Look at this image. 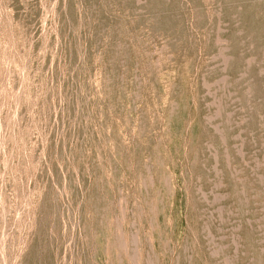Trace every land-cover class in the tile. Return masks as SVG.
<instances>
[{"label": "rangeland", "instance_id": "374dc122", "mask_svg": "<svg viewBox=\"0 0 264 264\" xmlns=\"http://www.w3.org/2000/svg\"><path fill=\"white\" fill-rule=\"evenodd\" d=\"M242 1L241 0L238 1L237 0H166V1L165 0H77V1L76 0L75 1L74 0H55V1L54 0H48V1L47 0H0V20L2 19L0 21V46H1L0 47V143H1L0 156H2L0 158V221H1L0 222V264H25V263L28 264L29 261H32L29 262V264H34L35 262H36L35 264H86V262L87 264H130V263L133 264L132 262H135L134 264H151L152 262H153L152 264H264V196H263L264 195L263 193L264 192L263 189L264 188V157H263L264 156V106H263L264 105V100H263L264 99V87H263L264 62H262L264 61V59L262 58L264 57V28H263L264 0H242ZM239 2L240 3L242 2L241 3L242 5H240ZM165 3H168L167 6L165 5ZM243 3L245 5H243ZM119 4H121V7H119L120 6ZM179 5L181 6V8H178L180 7ZM212 5L216 7L214 8V6ZM84 6L86 8H84ZM226 6L227 8H225ZM261 6L263 7L261 8ZM251 7H252V12L250 11L251 9H249ZM110 8L112 13L110 12ZM237 8H239L238 10H240V13L239 11H237ZM66 9L68 12L66 11ZM166 9L167 10L170 9V10L167 11ZM245 9L246 11H244ZM258 9L260 11H258ZM75 10H77V13ZM215 10L217 12H215ZM123 12H125V14ZM225 12H226V16L224 14ZM258 13H260L261 15ZM206 17L211 19H207ZM244 18H246V20ZM99 19L101 21H99ZM65 20L67 22H65ZM125 21L127 25L125 24ZM243 22L245 24H243ZM258 23L262 25L259 26ZM53 24L56 27L53 26ZM107 24H109L110 26ZM140 25H142L141 27L144 30L140 27ZM48 27H50L51 29ZM119 27H122V29ZM130 27L131 29L134 27V31L133 29L131 30ZM258 28H259V32L261 33H258ZM109 29L110 32L108 31ZM169 29L171 31H169ZM256 29H257V33H256ZM54 30L57 32H54ZM27 31L29 32L27 33ZM118 32L119 35L121 34L120 36H118ZM76 35L78 36V38ZM226 35L228 36L226 37ZM232 36L233 38L231 40ZM111 37L113 42L111 41ZM254 37L257 38L255 39ZM137 38L139 39L137 40ZM156 38L158 39V41ZM177 38L179 39L177 40ZM65 40L68 42H66ZM53 41L55 42L53 43ZM218 41H220V43ZM178 42H180V44ZM62 43L67 45L64 46V44ZM141 43H143L142 44L143 46L140 45ZM184 46H186V48ZM187 47L189 49H187ZM107 48L109 51L107 50ZM222 49H225L224 52ZM131 50L132 52H130ZM178 50L180 52H178ZM1 51L3 53H1ZM72 53H74L75 55H73ZM86 53L88 55H86ZM144 53L146 54L144 55ZM116 54H117V59H116ZM127 54H129V56ZM220 54L223 55V57L226 56V59H222V56H220ZM41 55L42 57H40ZM120 55H122L123 57ZM37 56L39 58H37ZM87 56H89L90 58ZM68 57L70 60L68 59ZM147 57L149 58L148 61H147ZM159 57L162 59H160ZM30 59L31 61L32 60L33 61L30 62ZM106 59H109V62ZM113 59L115 61H113ZM224 60L225 61L228 60L226 61V65L224 63ZM68 61H70L69 64ZM56 62L58 63L56 64ZM101 62H103V64ZM139 62L141 63L140 66H139ZM148 62H150L151 65ZM259 62L260 64H258ZM160 64L162 65V67ZM84 65L85 66L88 65V66L85 67ZM155 65L158 66V68ZM260 65L263 66L260 67ZM239 66L240 68H238ZM44 69L46 70L44 71ZM74 71L75 74H73ZM137 73L139 74L137 75ZM149 73L152 75H150ZM53 74L54 77L52 76ZM250 75L252 76V78ZM11 76L14 77L10 78ZM261 77L262 79H260ZM146 78L148 81L146 80ZM128 79H130L132 82L129 81ZM140 79L142 82L140 81ZM73 82L75 83L73 84ZM174 83L175 86L173 85ZM40 85L42 89L39 88ZM122 85H124L125 87ZM250 85L253 89L249 90V88H251ZM88 86L90 87L88 88ZM173 86L175 88H173ZM121 88L123 89V91ZM54 89H56V91H54ZM8 90L11 93L8 92ZM110 91L112 92L110 93ZM92 92H94V95L96 97L93 95ZM88 93L90 95H88ZM127 95L130 96L128 97ZM135 95H137V98L135 97ZM87 96L89 97V99ZM98 96L99 98H97ZM57 97L59 99L55 100L57 99ZM82 97L83 99H81ZM227 103H229L230 105ZM81 104L84 105L82 106ZM93 104H95L96 106ZM249 108L251 109L248 110ZM98 109L100 111H98ZM111 110L113 113L111 112ZM203 110L206 112V114ZM220 110L222 113H220ZM226 114H228V117ZM25 115L27 116L25 117ZM111 116L114 119H112ZM99 117L103 118L104 120L103 119L101 120V118ZM221 117L223 118V120ZM29 118L31 119L29 120ZM245 119L246 121H244ZM75 122L77 126H75ZM250 125L253 127H251ZM119 127L121 128V130ZM213 127L215 128V130L218 131H215ZM110 128H112V131ZM113 128L116 129L114 130ZM94 129L97 131H95ZM224 129L225 130L228 129L227 130L228 134ZM238 135L240 139L239 137L236 138ZM84 136L86 138H84ZM87 138L88 139L91 138V139L88 140ZM221 138L222 140H220ZM102 139L103 141H101ZM60 140L62 142H60ZM85 140L88 141L86 142ZM217 141H220L219 143L222 144H219ZM224 141L225 144H223ZM35 142H37V144ZM103 142L105 145L103 144ZM97 144L100 146L101 149ZM153 145L154 147H152ZM101 146H103V148ZM66 147L68 150L66 149ZM47 148L49 149V151ZM99 152H100V156H99ZM214 154L215 156H213ZM227 154H229V156H227ZM215 157L217 161H215ZM162 161H164V163ZM227 161L229 162V165L228 163H226ZM58 165L60 167H58ZM82 167H84L85 169L84 168L82 169ZM43 171L45 172L43 173ZM56 172L59 173L57 174ZM89 172L92 173L90 174ZM40 173L42 177L40 176ZM107 173H109L110 175H108ZM65 174L68 175L65 176ZM138 174L140 175V178ZM115 176L116 178H113ZM168 177H170V179ZM94 179L98 181L96 182ZM80 180L83 181L84 183L80 182ZM49 181L51 182L49 183ZM101 185L102 186L104 185L103 188ZM6 186L11 190H9ZM232 187L234 191H232ZM242 187L244 190L242 189ZM261 189L263 190L261 191ZM50 191L52 192L50 193ZM242 191L244 195L242 194ZM104 193L105 195H103ZM146 193L148 197L146 196ZM97 196L99 197L97 198ZM151 200L152 202L149 203V201ZM85 201L86 203H84ZM135 202L137 203V205H135L136 204ZM163 205H165V207H163ZM234 205L238 207L236 208ZM104 206L105 207L109 206V209L108 207L103 209ZM114 208L117 209L115 210ZM50 209L52 210V212ZM126 210L128 213L126 212ZM30 214L32 217L30 216ZM35 214L37 215V218ZM150 215H152L153 217H151ZM128 217L130 218L128 219ZM36 220H38L37 221L38 223L36 222ZM111 222L113 223L111 224ZM117 222L120 226L117 224ZM124 222L126 224H124ZM27 223H29L30 225ZM19 224H22L23 226ZM82 224L84 225L82 226ZM150 225L152 226V228H150L151 227ZM44 226L45 227L47 226L46 227L47 229L44 228ZM59 226L62 227L60 228ZM110 226L112 227V229ZM113 226L115 227L113 228ZM167 226H169L170 228ZM107 227L110 228L107 229ZM35 229L37 231H35ZM103 230L105 231V233ZM96 231H99V233ZM65 232L67 233L65 234ZM106 233L108 234L106 235ZM129 234L131 236H129ZM93 235L94 237L92 238ZM132 235L133 237H136L134 238V240ZM62 238L66 242H64ZM94 239L95 241H93ZM42 241L43 243H41ZM25 244L28 245L29 248ZM115 244L117 245V248L115 247ZM120 244L123 246L122 251L120 250L122 248ZM52 246H53V250H52ZM34 249H36V251ZM32 250H33V255H32ZM92 250L95 252H93ZM159 250L162 252H160ZM118 253H120V255ZM28 254L29 255L31 254L32 256L31 255L28 256ZM90 255L92 258L93 256H95V258L90 259L91 258ZM135 255L136 257H134ZM128 256L131 258V260ZM77 258L79 259L77 260ZM88 260L89 261L93 260V261L92 263L91 262L89 263Z\"/></svg>", "mask_w": 264, "mask_h": 264}, {"label": "bare ground", "instance_id": "6f19581e", "mask_svg": "<svg viewBox=\"0 0 264 264\" xmlns=\"http://www.w3.org/2000/svg\"><path fill=\"white\" fill-rule=\"evenodd\" d=\"M47 1H48V0H47ZM54 1H55V0H54ZM74 1H75V0H74ZM76 1H77V0H76ZM165 1H166V0H165ZM237 1H238V0H237ZM241 1H242V0H241ZM87 2H88V1H87ZM138 2H139V1H138ZM167 2H168V1H167ZM178 2H179V1H178ZM217 2H218V1H217ZM242 2H245V1H242ZM242 2H241V3H242ZM247 2H248V1H247ZM66 3H67V1H66ZM66 3H65V4H66ZM75 3H76V2H75ZM81 3H82V1H81ZM102 3H103V2H102ZM227 3H228V2H227ZM239 3H240V2H239ZM241 3H240V5H242ZM47 4H48V3H47ZM84 4H85V3H84ZM108 4H109V3H108ZM113 4H114V3H113ZM167 4H168V3H165L166 6H167ZM180 4H181V2H180ZM225 4H226V3H225ZM119 5H120L119 7H121V4H119ZM147 5H148V4H147ZM235 5H236V4H235ZM237 5H238V4H237ZM243 5H245V4L243 3ZM247 5H248V4H247ZM71 6H73V5H71ZM166 6H165V7H166ZM179 6H180V5H179ZM212 6H214V5H212ZM221 6H222V5H221ZM259 6H260V5H259ZM263 6H264V5H263ZM263 6H261V8H262ZM66 7H67V6H66ZM104 7H105V6H104ZM106 7H107V6H106ZM136 7H137V6H136ZM170 7H171V6H170ZM209 7H210V6H209ZM215 7H216V6H214V8H215ZM257 7H258V6H257ZM80 8H81V7H80ZM84 8H86V7L84 6ZM90 8H91V7H90ZM138 8H139V7H138ZM168 8H169V7H168ZM178 8H181V6L178 7ZM223 8H224V7H223ZM225 8H227V6H226ZM228 8H229V7H228ZM231 8H232V7H231ZM234 8H235V7H234ZM244 8H245V7H244ZM82 9H83V7H82ZM82 9H81V10H82ZM88 9H89V8H88ZM98 9H99V8H98ZM102 9H104V8H102ZM112 9H113V8H112ZM129 9H130V8H129ZM174 9H175V8H174ZM219 9H220V8H219ZM235 9H236V8H235ZM238 9H239V8H237V11H239V13H240V10H238ZM249 9H251L250 11L252 12V7L249 8ZM249 9H248V11H249ZM58 10H59V8H58ZM84 10H85V9H84ZM122 10H123V8H122ZM131 10H132V9H131ZM166 10H167V9H166ZM169 10H170V9H168L167 11H169ZM179 10H180V9H179ZM207 10H208V9H207ZM209 10H210V8H209ZM228 10H230V9H228ZM63 11H64V10H63ZM66 11H67V9H66ZM71 11H72V10H71ZM75 11H76V13H77V10H75ZM78 11H80V10H78ZM87 11H88V10H87ZM95 11H96V10H95ZM99 11H100V10H99ZM105 11H106V10H105ZM117 11H118V10H117ZM244 11H246V9H245ZM258 11H260V10L258 9ZM57 12H58V11H57ZM67 12H68V11H67ZM69 12H70V11H69ZM89 12H90V11H89ZM110 12H111V8H110ZM204 12H206V11H204ZM215 12H217V11L215 10ZM63 13H64V12H63ZM63 13H61V14H63ZM83 13H84V12H83ZM83 13H82V14H83ZM100 13H101V12H100ZM108 13H109V12H108ZM111 13H112V12H111ZM123 13L125 14V12H123ZM180 13H181V12H180ZM182 13H183V12H182ZM229 13H230V12H229ZM235 13H236V12H235ZM237 13H238V12H237ZM246 13H247V12H246ZM246 13H245V14H246ZM248 13H249V12H248ZM71 14H72V13H71ZM102 14H103V13H102ZM224 14H225V16H226V12H225ZM242 14H243V13H242ZM251 14H252V13H251ZM258 14H260V13H258ZM72 15H73V14H72ZM85 15H86V14H85ZM85 15H84V16H85ZM93 15H95V14H93ZM112 15H113V14H112ZM114 15H115V13H114ZM138 15H139V14H138ZM138 15H137V16H138ZM140 15H142V14H140ZM167 15H168V14H167ZM208 15H209V14H208ZM260 15H261V14H260ZM60 16H61V15H60ZM73 16H74V15H73ZM118 16H119V15H118ZM123 16H124V15H123ZM131 16H132V15H131ZM134 16H135V15H134ZM173 16H174V15H173ZM175 16H177V15H175ZM212 16H213V15H212ZM239 16H240V15H239ZM1 17H2V16H1ZM10 17H11V16H10ZM70 17H71V16H70ZM87 17H88V15H87ZM95 17H96V16H95ZM112 17H113V16H112ZM119 17H120V16H119ZM167 17H168V16H167ZM178 17H179V16H178ZM217 17H218V16H217ZM223 17H224V16H223ZM243 17H244V16H243ZM250 17H251V15H250ZM250 17H249V18H250ZM90 18H91V17H90ZM96 18H97V17H96ZM99 18H100V16H99ZM103 18H105V17H103ZM113 18H114V17H113ZM148 18H149V17H148ZM206 18H207V17H206ZM228 18H229V17H228ZM231 18H232V17H231ZM65 19H66V17H65ZM77 19H78V18H77ZM101 19H102V18H101ZM138 19H139V18H138ZM207 19H211V18H207ZM214 19H215V18H214ZM216 19H217V18H216ZM235 19H236V18H235ZM235 19H233V20H235ZM244 19L246 20V18H244ZM259 19H260V18H259ZM1 20H2V19H1ZM1 20H0V21H1ZM49 20H50V18H49ZM51 20H52V19H51ZM143 20H144V18H143ZM146 20H149V19H146ZM151 20H152V18H151ZM177 20H178V19H177ZM224 20H225V18H224ZM248 20H249V19H248ZM256 20H257V19H256ZM15 21H16V20H15ZM52 21H53V20H52ZM58 21H59V18H58ZM71 21H72V20H71ZM91 21H92V20H91ZM99 21H101V20L99 19ZM156 21H157V20H156ZM168 21H170V20H168ZM211 21H212V20H211ZM250 21H251V20H250ZM65 22H67V21L65 20ZM65 22H64V23H65ZM87 22H88V21H87ZM97 22H98V21H97ZM152 22H153V21H152ZM209 22H210V21H209ZM244 22H245V21H244ZM244 22H243V24H245ZM257 22H258V21H257ZM49 23H50V22H49ZM120 23H122V22H120ZM134 23H135V22H134ZM157 23H158V22H157ZM160 23H161V22H160ZM160 23H159V24H160ZM162 23H163V22H162ZM212 23H213V22H212ZM234 23H235V22H234ZM247 23H249V22H247ZM261 23H263V22H261ZM29 24H32V23H29ZM100 24H101V23H100ZM113 24H114V23H113ZM125 24H126V21H125ZM146 24H147V23H146ZM213 24H214V23H213ZM237 24H238V23H237ZM258 24H259V23H258ZM58 25H60V24H58ZM74 25H75V23H74ZM85 25H86V23H85ZM91 25H92V24H91ZM98 25H99V24H98ZM107 25H109V24H107ZM122 25H123V24H122ZM126 25H127V24H126ZM128 25H129V24H128ZM135 25H136V24H135ZM231 25H232V24H231ZM256 25H257V24H256ZM256 25H254V26H256ZM261 25H262V24H261ZM261 25L259 24V26H261ZM1 26H2V25H1ZM7 26H8V24H7ZM14 26H15V25H14ZM17 26H18V25H17ZM20 26H21V24H20ZM28 26H29V25H28ZM28 26H26V27H28ZM47 26H48V25H47ZM47 26H46V27H47ZM51 26H52V25H51ZM53 26H55V25L53 24ZM66 26H68V25H66ZM66 26H65V28H66ZM92 26H93V25H92ZM109 26H110V25H109ZM133 26H134V25H133ZM141 26H142V25H140V27H141ZM151 26H152V25H151ZM153 26H154V25H153ZM157 26H158V25H157ZM168 26H169V25H168ZM233 26H234V25H233ZM241 26H242V25H241ZM5 27H6V26H5ZM55 27H56V26H55ZM62 27H63V26H62ZM77 27H78V26H77ZM97 27H98V26H97ZM97 27H96V28H97ZM115 27H116V26H115ZM251 27H252V26H251ZM9 28H10V27H9ZM17 28H18V27H17ZM48 28H50V27H48ZM85 28H86V27H85ZM98 28H99V27H98ZM109 28H110V27H109ZM119 28L122 29V27H119ZM126 28H127V27H126ZM137 28H138V27H137ZM141 28H142V27H141ZM150 28H153V27H150ZM157 28H158V27H157ZM172 28H173V27H172ZM263 28H264V26H263ZM27 29H28V28H27ZM50 29H51V28H50ZM50 29H49V30H50ZM55 29H56V28H55ZM82 29H83V28H82ZM100 29H101V28H100ZM100 29H99V31H100ZM123 29H125V28H123ZM130 29H131V27H130ZM130 29H129V30H130ZM132 29H133V31H134V27H133ZM132 29H131V30H132ZM142 29H143V28H142ZM159 29H160V28H159ZM163 29H164V27H163ZM236 29H237V28H236ZM251 29H252V28H251ZM24 30H25V28H24ZM63 30H64V29H63ZM75 30H76V29H75ZM114 30H116V29H114ZM137 30H138V29H137ZM139 30H140V29H139ZM143 30H144V29H143ZM150 30H151V29H150ZM185 30H187V29H185ZM252 30H253V29H252ZM252 30H251V32H252ZM5 31H6V30H5ZM44 31H45V30H44ZM65 31H66V30H65ZM71 31H72V30H71ZM73 31H74V30H73ZM77 31H78V29H77ZM84 31H85V30H84ZM86 31H87V30H86ZM94 31H95V30H94ZM99 31H98V32H99ZM108 31L110 32V29H109ZM127 31H128V30H127ZM147 31H148V29H147ZM151 31H152V30H151ZM160 31H162V30H160ZM169 31H171V30L169 29ZM23 32H24V31H23ZM28 32H29V31H27V33H28ZM32 32H33V31H32ZM54 32H57V31L54 30ZM143 32H144V31H143ZM154 32H155V31H154ZM185 32H186V31H185ZM235 32H236V31H235ZM242 32H243V31H242ZM254 32H255V31H254ZM3 33H4V32H3ZM46 33H47V32H46ZM68 33H69V32H68ZM77 33H78V32H77ZM101 33H102V32H101ZM101 33H100V34H101ZM106 33H107V32H106ZM120 33H121V31H120ZM139 33H140V31H139ZM148 33H149V32H148ZM155 33H156V32H155ZM161 33H162V32H161ZM226 33H227V32H226ZM229 33H230V32H229ZM238 33H239V32H238ZM256 33H257V29H256ZM258 33H261V32H259V28H258ZM9 34H10V33H9ZM9 34H8V36H9ZM29 34H30V33H29ZM59 34H60V33H59ZM63 34H64V33H63ZM65 34H66V32H65ZM65 34H64V35H65ZM96 34H97V33H96ZM112 34H113V33H112ZM127 34H129V33H127ZM142 34H143V33H142ZM173 34H174V33H173ZM181 34H182V33H181ZM189 34H190V33H189ZM215 34H216V33H215ZM220 34H223V33H220ZM235 34H236V33H235ZM249 34H250V33H249ZM254 34H255V33H254ZM22 35H24V34H22ZM54 35H55V34H54ZM61 35H62V34H61ZM83 35H84V33H83ZM103 35H104V34H103ZM109 35H110V34H109ZM120 35H121V34H120ZM120 35H119V32H118V36H120ZM130 35H131V34H130ZM132 35H134V34H132ZM138 35H139V34H138ZM140 35H141V34H140ZM145 35H146V34H145ZM166 35H167V34H166ZM6 36H7V35H6ZM15 36H16V35H15ZM17 36H18V35H17ZM32 36H33V35H32ZM76 36H77V35H76ZM86 36H87V35H86ZM94 36H95V35H94ZM105 36H106V34H105ZM148 36H149V35H148ZM155 36H156V34H155ZM161 36H164V35H161ZM186 36H187V35H186ZM227 36H228V35H226V37H227ZM257 36H259V35H257ZM260 36H261V35H260ZM3 37H5V36H3ZM13 37H14V36H13ZM18 37H19V36H18ZM18 37H17V38H18ZM27 37H28V36H27ZM47 37H48V36H47ZM63 37H64V36H63ZM89 37H90V36H89ZM91 37H92V36H91ZM129 37H131V36H129ZM150 37H151V36H150ZM157 37H158V36H157ZM175 37H177V36H175ZM239 37H240V36H239ZM251 37H252V36H251ZM261 37H262V36H261ZM29 38H30V37H29ZM72 38H73V37H72ZM77 38H78V36H77ZM77 38H76V39H77ZM98 38H99V37H98ZM98 38H97V39H98ZM106 38H107V36H106ZM108 38H109V37H108ZM121 38H122V37H121ZM135 38H136V37H135ZM143 38H144V37H143ZM146 38H147V36H146ZM170 38H171V37H170ZM170 38H169V39H170ZM173 38H174V37H173ZM218 38H219V37H218ZM232 38H233V36L231 37V40H232ZM237 38H238V37H237ZM254 38H255V37H254ZM256 38H257V37H256ZM256 38H255V39H256ZM3 39H4V38H3ZM5 39H6V38H5ZM7 39H8V38H7ZM24 39H25V38H24ZM43 39H44V38H43ZM73 39H74V38H73ZM76 39H75V40H76ZM82 39H83V38H82ZM126 39H127V38H126ZM133 39H134V38H133ZM138 39H139V38H137V40H138ZM156 39H157V38H156ZM156 39H155V40H156ZM171 39H172V38H171ZM178 39H179V38H177V40H178ZM234 39H235V38H234ZM240 39H241V38H240ZM243 39H244V38H243ZM255 39H253V40H255ZM16 40H17V39H16ZM29 40H30V39H29ZM46 40H47V39H46ZM75 40H74V41H75ZM87 40H88V39H87ZM89 40H90V39H89ZM102 40H103V39H102ZM113 40H115V39H113ZM144 40H145V39H144ZM150 40H151V39H150ZM180 40H181V39H180ZM20 41H21V40H20ZM27 41H28V40H27ZM27 41H26V42H27ZM51 41H52V40H51ZM65 41H66V40H65ZM76 41H77V40H76ZM93 41H94V40H93ZM111 41H112V37H111ZM116 41H117V39H116ZM140 41H141V40H140ZM147 41H149V40H147ZM157 41H158V39H157ZM172 41H173V40H172ZM192 41H193V40H192ZM221 41H222V40H221ZM237 41H238V40H237ZM244 41H245V40H244ZM37 42H38V41H37ZM39 42H40V41H39ZM54 42H55V41H53V43H54ZM66 42H68V41H66ZM70 42H71V41H70ZM80 42H81V41H80ZM112 42H113V41H112ZM119 42H120V41H119ZM121 42H122V41H121ZM133 42H134V41H133ZM162 42H163V41H162ZM213 42H214V41H213ZM218 42L220 43V41H218ZM218 42H217V43H218ZM225 42H226V41H225ZM233 42H234V41H233ZM10 43H11V42H10ZM15 43H16V42H15ZM17 43H18V42H17ZM76 43H77V42H76ZM90 43H91V41H90ZM93 43H94V42H93ZM98 43H99V42H98ZM116 43H118V42H116ZM126 43H127V42H126ZM137 43H139V42H137ZM178 43L180 44V42H178ZM184 43H185V42H184ZM188 43H189V42H188ZM190 43H191V42H190ZM242 43H243V42H242ZM247 43H248V42H247ZM11 44H12V43H11ZM34 44H35V43H34ZM62 44H64V43H62ZM94 44H95V43H94ZM132 44H133V43H132ZM142 44H143V43H141L140 45L143 46ZM167 44H168V43H167ZM32 45H33V44H32ZM49 45H51V44H49ZM65 45H67V44H64V46H65ZM83 45H84V44H83ZM92 45H93V44H92ZM168 45H169V44H168ZM214 45H215V44H214ZM249 45H250V44H249ZM56 46H58V45H56ZM115 46H116V44H115ZM123 46H124V45H123ZM123 46H122V47H123ZM157 46H158V45H157ZM159 46H160V45H159ZM187 46H188V45H187ZM230 46H231V45H230ZM245 46H246V45H245ZM247 46H248V45H247ZM252 46H253V45H252ZM252 46H251V47H252ZM0 47H1V46H0ZM9 47H10V46H9ZM22 47H23V44H22ZM38 47H39V45H38ZM43 47H44V46H43ZM70 47H72V46H70ZM74 47H75V46H74ZM97 47H98V46H97ZM110 47H111V46H110ZM119 47H120V46H119ZM122 47H121V48H122ZM164 47H165V46H164ZM170 47H171V46H170ZM184 47L186 48V46H184ZM189 47H190V46H189ZM6 48H7V47H6ZM49 48H51V47H49ZM68 48H69V46H68ZM116 48H117V47H116ZM116 48H115V49H116ZM121 48H120V49H121ZM128 48H129V47H128ZM128 48H127V49H128ZM162 48H163V47H162ZM238 48H241V47H238ZM7 49H8V48H7ZM11 49H13V48H11ZM57 49H58V48H57ZM60 49H61V48H60ZM64 49H65V48H64ZM78 49H79V48H78ZM102 49H104V48H102ZM122 49H123V48H122ZM134 49H135V48H134ZM134 49H133V50H134ZM136 49H137V48H136ZM143 49H144V48H143ZM169 49H170V48H169ZM176 49H178V48H176ZM180 49H181V48H180ZM187 49H189V48L187 47ZM190 49H191V48H190ZM226 49H227V48H226ZM2 50H3V49H2ZM5 50H6V49H5ZM17 50H18V49H17ZM40 50H41V49H40ZM47 50H48V49H47ZM69 50H70V49H69ZM75 50H76V49H75ZM86 50H87V49H86ZM107 50H108V48H107ZM144 50H145V49H144ZM213 50H214V49H213ZM222 50H223V52H224L225 49H222ZM236 50H237V47H236ZM246 50H247V49H246ZM20 51H22V50H20ZM42 51H43V50H42ZM49 51H50V50H49ZM49 51H48V52H49ZM65 51H66V50H65ZM95 51H96V49H95ZM108 51H109V50H108ZM108 51H107V52H108ZM128 51H129V50H128ZM140 51H141V50H140ZM147 51H148V49H147ZM185 51H186V50H185ZM219 51H220V50H219ZM244 51H245V50H244ZM13 52H14V50H13ZM13 52H12V55H13ZM38 52H39V51H38ZM59 52H60V51H59ZM73 52H74V51H73ZM113 52H114V51H113ZM115 52H116V51H115ZM130 52H132V50H131ZM134 52H135V51H134ZM178 52H180V51L178 50ZM178 52H177V53H178ZM1 53H3V52L1 51ZM21 53H22V52H21ZM29 53H30V52H29ZM65 53H66V52H65ZM68 53H69V52H68ZM92 53H93V52H92ZM103 53H104V51H103ZM157 53H158V52H157ZM182 53H183V51H182ZM212 53H213V52H212ZM66 54H67V53H66ZM72 54L75 55L74 53H72ZM90 54H91V53H90ZM117 54H118V53H117ZM117 54H116V59H117ZM123 54H124V53H123ZM123 54H122V55H123ZM145 54H146V53H144V55H145ZM153 54H154V53H153ZM227 54H230V53H227ZM251 54H252V53H251ZM257 54H258V53H257ZM257 54H256V55H257ZM262 54H263V53H262ZM49 55H50V54H49ZM73 55H72V56H73ZM86 55H88V54L86 53ZM97 55H98V53H97ZM104 55H106V54H104ZM104 55H103V56H104ZM122 55H120V56H122ZM125 55H126V54H125ZM127 55L129 56V54H127ZM140 55H141V54H140ZM151 55H152V54H151ZM166 55H167V54H166ZM248 55H249V54H248ZM18 56H19V55H18ZM29 56H30V55H29ZM56 56H57V55H56ZM89 56H90V55H89ZM89 56H87V57H89ZM135 56H136V55H135ZM149 56H150V55H149ZM149 56H148V57H149ZM168 56H169V55H168ZM220 56H222V59H226V56H224L225 58H224L223 55H221V54H220ZM11 57H12V56H11ZM40 57H42V55H41ZM50 57H51V56H50ZM57 57H58V56H57ZM65 57H66V56H65ZM110 57H111V56H110ZM122 57H123V56H122ZM136 57H137V56H136ZM148 57H147V61H148V59H149ZM242 57H243V56H242ZM17 58H18V57H17ZM17 58H16V59H17ZM37 58H39V57L37 56ZM47 58H48V56H47ZM75 58H77V57H75ZM89 58H90V57H89ZM89 58H88V59H89ZM104 58H105V57H104ZM106 58H109V57H106ZM113 58H115V57H113ZM159 58H160V57H159ZM228 58H229V57H228ZM232 58H233V57H232ZM254 58H255V57H254ZM260 58H261V57H260ZM262 58L264 59V57H262ZM32 59H33V58H32ZM34 59H35V58H34ZM65 59H66V58H65ZM68 59H69V57H68ZM73 59H74V58H73ZM73 59H72V60H73ZM122 59H123V58H122ZM135 59H136V58H135ZM152 59H153V58H152ZM160 59H162V58H160ZM165 59H166V58H165ZM165 59H164V60H165ZM170 59H171V58H170ZM241 59H242V58H241ZM252 59H253V58H252ZM258 59H259V58H258ZM57 60H58V58H57ZM60 60H61V59H60ZM69 60H70V59H69ZM90 60H91V59H90ZM106 60H108V62H109V59H106ZM133 60H134V59H133ZM139 60H140V59H139ZM231 60H232V59H231ZM32 61H33V60H32ZM32 61H31V59H30V62H32ZM37 61H38V60H37ZM111 61H112V60H111ZM111 61H110V62H111ZM113 61H115V60L113 59ZM126 61H127V60H126ZM143 61H144V60H143ZM168 61H169V60H168ZM226 61H228V60H226ZM226 61L224 60L225 65H226ZM258 61H259V60H258ZM39 62H40V61H39ZM65 62H66V61H65ZM69 62H70V61H68V64H69ZM85 62H86V60H85ZM103 62H104V61H103ZM103 62H101V63L103 64ZM140 62H141V61H140ZM140 62H139V66H140V64H141ZM145 62H146V61H145ZM165 62H166V61H165ZM240 62H241V61H240ZM248 62H250V61H248ZM252 62H253V60H252ZM262 62H264V61H262ZM49 63H50V61H49ZM57 63H58V62H56V64H57ZM63 63H64V60H63ZM73 63H74V62H73ZM89 63H90V62H89ZM119 63H120V62H119ZM125 63H126V62H125ZM129 63H130V62H129ZM133 63H134V62H133ZM136 63H137V62H136ZM148 63H150V62H148ZM148 63H147V64H148ZM153 63H154V61H153ZM159 63H160V62H159ZM161 63H162V62H161ZM163 63H164V62H163ZM174 63H175V61H174ZM229 63H230V62H229ZM232 63H233V62H232ZM235 63H236V62H235ZM241 63H242V62H241ZM246 63H247V62H246ZM122 64H123V63H122ZM239 64H240V63H239ZM242 64H243V63H242ZM258 64H260V62H259ZM47 65H48V63H47ZM63 65H64V64H63ZM92 65H93V64H92ZM110 65H111V64H110ZM134 65H135V64H134ZM150 65H151V63H150ZM158 65H159V64H158ZM160 65H161V64H160ZM233 65H234V64H233ZM237 65H238V64H237ZM243 65H244V64H243ZM249 65H250V63H249ZM12 66H13V65H12ZM12 66H11V67H12ZM17 66H18V65H17ZM40 66H41V65H40ZM53 66H54V65H53ZM60 66H61V65H60ZM84 66H85V65H84ZM87 66H88V65H87ZM87 66H85V67H87ZM114 66H115V65H114ZM135 66H136V65H135ZM155 66H156V65H155ZM262 66H263V65H262ZM262 66L260 65V67H262ZM55 67H56V66H55ZM70 67H71V66H70ZM82 67H83V66H82ZM97 67H98V66H97ZM119 67H120V66H119ZM124 67H125V66H124ZM156 67L158 68V66H156ZM161 67H162V65H161ZM255 67H256V66H255ZM9 68H10V67H9ZM52 68H54V67H52ZM76 68H77V67H76ZM79 68H80V67H79ZM93 68H94V67H93ZM122 68H123V67H122ZM128 68H129V67H128ZM148 68H149V67H148ZM154 68H155V67H154ZM218 68H220V67H218ZM232 68H233V67H232ZM238 68H240V66H239ZM33 69H34V68H33ZM49 69H50V68H49ZM71 69H72V68H71ZM103 69H104V68H103ZM110 69H111V68H110ZM135 69H136V68H135ZM138 69H139V68H138ZM210 69H211V68H210ZM37 70H38V69H37ZM37 70H36V71H37ZM45 70H46V69H44V71H45ZM76 70H78V69H76ZM93 70H94V69H93ZM118 70H119V69H118ZM123 70H124V69H123ZM136 70H137V69H136ZM142 70H143V69H142ZM153 70H154V69H153ZM162 70H163V69H162ZM224 70H225V68H224ZM234 70H237V69H234ZM256 70H257V69H256ZM50 71H51V70H50ZM69 71H70V70H69ZM83 71H84V70H83ZM87 71H88V70H87ZM89 71H90V70H89ZM102 71H104V70H102ZM107 71H108V70H107ZM115 71H116V70H115ZM138 71H139V70H138ZM207 71H208V70H207ZM231 71H232V69H231ZM241 71H242V70H241ZM32 72H33V71H32ZM91 72H92V71H91ZM117 72H118V71H117ZM120 72H121V71H120ZM133 72H134V71H133ZM135 72H136V71H135ZM211 72H212V70H211ZM211 72H210V73H211ZM218 72H219V71H218ZM238 72H240V71H238ZM238 72H237V73H238ZM17 73H18V72H17ZM58 73H59V72H58ZM80 73H82V72H80ZM89 73H90V72H89ZM111 73H113V72H111ZM129 73H130V72H129ZM144 73H147V72H144ZM246 73H247V72H246ZM246 73H245V75H246ZM261 73H262V72H261ZM31 74H32V73H31ZM34 74H35V73H34ZM73 74H75V71H74ZM102 74H103V73H102ZM117 74H118V73H117ZM138 74H139V73H137V75H138ZM149 74H150V73H149ZM155 74H156V73H155ZM158 74H159V73H158ZM177 74H178V73H177ZM215 74H216V73H215ZM222 74H223V73H222ZM222 74H221V75H222ZM227 74H228V73H227ZM248 74H249V73H248ZM248 74H247V75H248ZM15 75H16V73H15ZM65 75H66V74H65ZM103 75H104V74H103ZM150 75H152V74H150ZM160 75H161V74H160ZM218 75H219V74H218ZM218 75H217V76H218ZM245 75H244V76H245ZM39 76H40V75H39ZM41 76H42V75H41ZM52 76L54 77V74H53ZM87 76H88V75H87ZM105 76H107V75H105ZM119 76H120V75H119ZM158 76H159V75H158ZM230 76H231V74H230ZM234 76H235V75H234ZM242 76H243V75H242ZM250 76H251V75H250ZM250 76H249V77H250ZM259 76H260V75H259ZM12 77H14V76H11L10 78H12ZM37 77H38V75H37ZM45 77H46V75H45ZM45 77H44V79H45ZM68 77H69V76H68ZM73 77H74V76H73ZM80 77H81V74H80ZM84 77H85V76H84ZM84 77H83V79H84ZM138 77H139V76H138ZM144 77H146V76H144ZM254 77H256V76H254ZM32 78H33V77H32ZM35 78H36V77H35ZM47 78H48V77H47ZM74 78H75V77H74ZM86 78H87V77H86ZM103 78H104V76H103ZM109 78H110V77H109ZM109 78H108V79H109ZM112 78H113V77H112ZM116 78H117V76H116ZM119 78H120V77H119ZM127 78H128V76H127ZM130 78H131V76H130ZM147 78H148V77H147ZM147 78H146V80H147ZM156 78H157V76H156ZM156 78H155V79H156ZM159 78H160V77H159ZM162 78H163V77H162ZM251 78H252V76H251ZM251 78H250V79H251ZM91 79H92V78H91ZM124 79H125V77H124ZM141 79H142V78H141ZM141 79H140V81H141ZM178 79H179V78H178ZM243 79H244V78H243ZM243 79H242V80H243ZM247 79H248V78H247ZM260 79H262V77H261ZM4 80H5V79H4ZM4 80H3V81H4ZM20 80H21V79H20ZM37 80H38V79H37ZM54 80H55V78H54ZM105 80H106V78H105ZM122 80H123V79H122ZM128 80L131 81L130 79H128ZM146 80H145V81H146ZM181 80H182V79H181ZM203 80H204V79H203ZM48 81H49V80H48ZM69 81H70V80H69ZM89 81H90V80H89ZM107 81H109V80H107ZM110 81H111V80H110ZM120 81H121V80H120ZM129 81H128V82H129ZM135 81H136V79H135ZM147 81H148V80H147ZM151 81H152V80H151ZM237 81H238V80H237ZM256 81H257V80H256ZM256 81H255V82H256ZM10 82H11V81H10ZM36 82H37V81H36ZM44 82H45V81H44ZM49 82H50V81H49ZM56 82H57V81H56ZM90 82H91V81H90ZM126 82H127V80H126ZM131 82H132V81H131ZM137 82H138V81H137ZM141 82H142V81H141ZM231 82H232V81H231ZM18 83H19V82H18ZM34 83H35V81H34ZM74 83H75V82H73V84H74ZM84 83H85V82H84ZM84 83H83V84H84ZM101 83H102V82H101ZM106 83H107V82H106ZM143 83H144V82H143ZM147 83H148V82H147ZM204 83H205V82H204ZM223 83H224V82H223ZM223 83H222V84H223ZM261 83H263V82H261ZM42 84H43V83H42ZM64 84H65V83H64ZM80 84H81V83H80ZM93 84H94V83H93ZM118 84H119V83H118ZM137 84H138V83H137ZM144 84H145V83H144ZM144 84H142V85H144ZM181 84H182V83H181ZM234 84H235V83H234ZM242 84H243V83H242ZM253 84H254V83H253ZM13 85H14V84H13ZM18 85H19V84H18ZM53 85H54V83H53ZM89 85H90V84H89ZM91 85H92V84H91ZM99 85H100V84H99ZM103 85H105V84H103ZM113 85H114V84H113ZM173 85L175 86V83H174ZM208 85H209V84H208ZM258 85H259V84H258ZM66 86H67V84H66ZM74 86H75V85H74ZM122 86H124V85H122ZM151 86H152V85H151ZM151 86H150V87H151ZM174 86H173V88H175ZM202 86H203V85H202ZM211 86H212V85H211ZM236 86H237V85H236ZM247 86H248V85H247ZM254 86H255V85H254ZM259 86H260V85H259ZM15 87H16V86H15ZM37 87H38V86H37ZM57 87H58V86H57ZM84 87H85V86H84ZM89 87H90V86H88V88H89ZM94 87H95V86H94ZM124 87H125V86H124ZM126 87H127V86H126ZM129 87H131V86H129ZM135 87H136V86H135ZM145 87H146V86H145ZM204 87H205V86H204ZM207 87H208V86H207ZM227 87H228V86H227ZM233 87H234V86H233ZM250 87H251V85H250ZM263 87H264V86H263ZM16 88H17V87H16ZM31 88H32V87H31ZM34 88H35V87H34ZM39 88L42 89L41 85H40ZM105 88H106V87H105ZM108 88H109V87H108ZM110 88H111V85H110ZM117 88H118V87H117ZM117 88H115V89H117ZM215 88H216V87H215ZM223 88H224V87H223ZM260 88H261V87H260ZM260 88H259V89H260ZM45 89H46V88H45ZM73 89H74V87H73ZM91 89H92V87H91ZM101 89H102V88H101ZM119 89H120V88H119ZM121 89H122V88H121ZM132 89H133V88H132ZM151 89H152V88H151ZM208 89H209V88H208ZM238 89H239V88H238ZM250 89H253V88L251 87V88H249V90H250ZM31 90H32V89H31ZM108 90H109V89H108ZM110 90H111V89H110ZM112 90H113V89H112ZM222 90H223V89H222ZM43 91H44V90H43ZM54 91H56V89H54ZM69 91H70V90H69ZM84 91H85V90H84ZM102 91H103V90H102ZM102 91H101V93H102ZM115 91H116V90H115ZM122 91H123V89H122ZM138 91H139V90H138ZM152 91H153V90H152ZM179 91H180V90H179ZM217 91H219V90H217ZM234 91H235V90H234ZM252 91H253V90H252ZM8 92H10V91L8 90ZM32 92H33V91H32ZM72 92H73V91H72ZM77 92H78V89H77ZM98 92H99V91H98ZM98 92H97V93H98ZM111 92H112V91H110V93H111ZM210 92H211V91H210ZM220 92H221V91H220ZM220 92H219V93H220ZM247 92H249V91H247ZM10 93H11V92H10ZM55 93H56V92H55ZM62 93H63V92H62ZM92 93H93V95H94V92H92ZM103 93H104V92H103ZM110 93H109V94H110ZM117 93H118V92H117ZM135 93H136V92H135ZM153 93H155V92H153ZM179 93H180V92H179ZM197 93H198V92H197ZM236 93H237V92H236ZM257 93H258V92H257ZM259 93H260V92H259ZM30 94H31V93H30ZM33 94H34V93H33ZM68 94H69V93H68ZM86 94H87V93H86ZM118 94H119V93H118ZM213 94H214V92H213ZM233 94H235V93H233ZM8 95H9V94H8ZM60 95H61V94H60ZM88 95H90V94L88 93ZM96 95H97V94H96ZM103 95H104V94H103ZM106 95H107V94H106ZM130 95H131V94H130ZM130 95H129V96H130ZM133 95H134V93H133ZM151 95H152V94H151ZM209 95H210V94H209ZM215 95H216V92H215ZM218 95H219V94H218ZM229 95H230V93H229ZM247 95H248V93H247ZM47 96H48V94H47ZM51 96H52V95H51ZM67 96H68V95H67ZM70 96H71V95H70ZM94 96H95V95H94ZM115 96H116V95H115ZM124 96H125V95H124ZM127 96H128V95H127ZM129 96H128V97H129ZM239 96H240V95H239ZM245 96H246V94H245ZM9 97H10V96H9ZM41 97H42V96H41ZM87 97H88V96H87ZM90 97H91V96H90ZM95 97H96V96H95ZM110 97H112V96H110ZM135 97L137 98V95H135ZM214 97H215V96H214ZM237 97H238V96H237ZM48 98H49V97H48ZM97 98H99V96H98ZM97 98H95V99H97ZM136 98H135V99H136ZM187 98H188V97H187ZM190 98H191V97H190ZM248 98H249V97H248ZM41 99H42V98H41ZM58 99H59V98L57 97V99H55V100H58ZM81 99H83V97H82ZM84 99H85V98H84ZM88 99H89V97H88ZM102 99H103V98H102ZM121 99H122V98H121ZM121 99H120V100H121ZM135 99H134V100H135ZM182 99H183V98H182ZM204 99H205V98H204ZM241 99H242V96H241ZM241 99H240V100H241ZM262 99H263V98H262ZM14 100H15V99H14ZM47 100H48V99H47ZM107 100H108V99H107ZM110 100H112V99H110ZM110 100H109V101H110ZM191 100H192V99H191ZM205 100H206V99H205ZM238 100H239V99H238ZM253 100H254V97H253ZM263 100H264V99H263ZM39 101H40V100H39ZM48 101H49V100H48ZM67 101H68V100H67ZM93 101H94V100H93ZM97 101H98V100H97ZM105 101H106V100H105ZM118 101H119V100H118ZM172 101H173V100H172ZM196 101H197V100H196ZM206 101H207V100H206ZM217 101H218V100H217ZM225 101H226V100H225ZM247 101H248V99H247ZM258 101H259V100H258ZM258 101H257V102H258ZM11 102H12V101H11ZM55 102H56V101H55ZM71 102H72V101H71ZM87 102H88V101H87ZM90 102H91V101H90ZM115 102H116V101H115ZM129 102H130V101H129ZM131 102H132V101H131ZM191 102H192V101H191ZM238 102H240V101H238ZM241 102H242V101H241ZM106 103H107V102H106ZM110 103H111V102H110ZM214 103H215V102H214ZM261 103H262V102H261ZM22 104H24V103H22ZM47 104H48V103H47ZM75 104H76V103H75ZM96 104H97V103H96ZM103 104H104V103H103ZM107 104H108V103H107ZM107 104H106V105H107ZM177 104H178V103H177ZM177 104H176V105H177ZM182 104H184V103H182ZM194 104H196V103H194ZM220 104H221V103H220ZM227 104H229V103H227ZM227 104H226V105H227ZM239 104H240V103H239ZM251 104H252V103H251ZM255 104H256V102H255ZM262 104H263V103H262ZM81 105H82V104H81ZM83 105H84V104H83ZM83 105H82V106H83ZM93 105H95V104H93ZM97 105H98V104H97ZM172 105H173V104H172ZM179 105H180V104H179ZM185 105H186V104H185ZM207 105H208V104H207ZM213 105H214V104H213ZM229 105H230V104H229ZM28 106H29V104H28ZM63 106H64V105H63ZM95 106H96V105H95ZM101 106H102V104H101ZM104 106H105V105H104ZM111 106H112V105H111ZM111 106H110V107H111ZM113 106H114V105H113ZM232 106H233V105H232ZM248 106H249V105H248ZM253 106H254V105H253ZM263 106H264V105H263ZM13 107H14V106H13ZM23 107H24V106H23ZM41 107H42V106H41ZM44 107H45V106H44ZM61 107H62V106H61ZM90 107H91V106H90ZM108 107H109V105H108ZM134 107H135V106H134ZM184 107H186V106H184ZM184 107H183V108H184ZM220 107H221V106H220ZM226 107H227V106H226ZM226 107H225V108H226ZM237 107H238V106H237ZM255 107H256V106H255ZM261 107H262V106H261ZM69 108H70V106H69ZM74 108H75V107H74ZM150 108H151V107H150ZM222 108H223V107H222ZM5 109H6V108H5ZM67 109H68V108H67ZM93 109H94V108H93ZM112 109H113V108H112ZM219 109H221V108H219ZM246 109H247V108H246ZM250 109H251V108H249L248 110H250ZM257 109H258V108H257ZM36 110H37V109H36ZM36 110H35V111H36ZM51 110H52V109H51ZM55 110H56V109H55ZM85 110H86V109H85ZM89 110H90V109H89ZM101 110H102V107H101ZM113 110H114V109H113ZM182 110H183V109H182ZM204 110H205V109H204ZM204 110H203V111H204ZM223 110H224V109H223ZM236 110H237V109H236ZM244 110H245V109H244ZM260 110H261V109H260ZM12 111H13V110H12ZM12 111H11V113H12ZM73 111H74V110H73ZM98 111H100V110L98 109ZM171 111H172V110H171ZM185 111H186V110H185ZM207 111H208V110H207ZM229 111H230V110H229ZM231 111H232V110H231ZM234 111H235V110H234ZM19 112H20V111H19ZM58 112H59V111H58ZM90 112H91V111H90ZM111 112H112V110H111ZM172 112H173V111H172ZM183 112H184V111H183ZM204 112H205V111H204ZM246 112H247V111H246ZM256 112H257V111H256ZM259 112H260V111H259ZM4 113H5V112H4ZM63 113H65V112H63ZM84 113H85V111H84ZM112 113H113V112H112ZM119 113H120V112H119ZM153 113H154V112H153ZM218 113H219V112H218ZM220 113H222L221 110H220ZM223 113H224V112H223ZM236 113H237V111H236ZM25 114H26V113H25ZM45 114H46V113H45ZM52 114H53V113H52ZM66 114H67V113H66ZM90 114H91V113H90ZM176 114H177V113H176ZM186 114H187V112H186ZM205 114H206V112H205ZM230 114H231V113H230ZM261 114H262V113H261ZM18 115H19V114H18ZM21 115H22V114H21ZM80 115H81V114H80ZM82 115H84V114H82ZM110 115H111V114H110ZM118 115H119V114H118ZM220 115H221V114H220ZM220 115H218V116H220ZM226 115H227V117H228V114H226ZM239 115H240V114H239ZM250 115H252V114H250ZM1 116H2V115H1ZM3 116H4V114H3ZM26 116H27V115H25V117H26ZM39 116H40V115H39ZM47 116H48V115H47ZM59 116H60V115H59ZM96 116H97V115H96ZM106 116H107V115H106ZM112 116H113V114H112ZM112 116H111V118H112ZM139 116H140V115H139ZM186 116H187V115H186ZM221 116H222V115H221ZM236 116H237V115H236ZM244 116H245V115H244ZM248 116H249V113H248ZM40 117H41V116H40ZM53 117H54V115H53ZM69 117H70V116H69ZM91 117H92V116H91ZM97 117H98V116H97ZM101 117H102V115H101ZM101 117H99V118H101ZM103 117H104V116H103ZM169 117H170V116H169ZM204 117H205V116H204ZM229 117H230V116H229ZM27 118H28V117H27ZM57 118H58V117H57ZM78 118H79V117H78ZM93 118H94V117H93ZM111 118H110V119H111ZM171 118H172V117H171ZM189 118H190V117H189ZM207 118H208V117H207ZM221 118H222V117H221ZM239 118H240V117H239ZM3 119H4V118H3ZM24 119H25V118H24ZM30 119H31V118H29V120H30ZM65 119H66V118H65ZM65 119H64V120H65ZM69 119H70V118H69ZM71 119H72V118H71ZM102 119H103V118H101V120H102ZM106 119H107V118H106ZM112 119H114V118H112ZM127 119H128V118H127ZM161 119H162V118H161ZM209 119H210V118H209ZM211 119H213V118H211ZM249 119H250V118H249ZM6 120H7V119H6ZM26 120H27V119H26ZM42 120H44V119H42ZM95 120H98V119H95ZM103 120H104V119H103ZM115 120H116V119H115ZM170 120H171V119H170ZM193 120H194V119H193ZM193 120H192V121H193ZM222 120H223V118H222ZM241 120H242V119H241ZM257 120H258V119H257ZM24 121H25V120H24ZM52 121H53V120H52ZM69 121H70V120H69ZM120 121H121V120H120ZM244 121H246V119H245ZM26 122H27V121H26ZM70 122H71V121H70ZM88 122H89V121H88ZM106 122H107V121H106ZM106 122H105V123H106ZM127 122H128V121H127ZM136 122H137V121H136ZM139 122H140V120H139ZM176 122H177V120H176ZM186 122H187V121H186ZM230 122H231V121H230ZM248 122H251V121H248ZM260 122H261V121H260ZM23 123H24V122H23ZM50 123H51V122H50ZM50 123H49V125H50ZM63 123H64V122H63ZM120 123H121V122H120ZM169 123H170V122H169ZM169 123H168V124H169ZM208 123H209V122H208ZM39 124H40V122H39ZM46 124H47V123H46ZM55 124H56V123H55ZM69 124H70V123H69ZM79 124H80V123H79ZM88 124H89V123H88ZM93 124H94V123H93ZM93 124H92V125H93ZM99 124H100V123H99ZM107 124H108V123H107ZM121 124H122V123H121ZM159 124H160V123H159ZM179 124H180V123H179ZM188 124H189V122H188ZM195 124H196V122H195ZM212 124H213V123H212ZM227 124H228V122H227ZM245 124H246V123H245ZM247 124H248V123H247ZM255 124H256V122H255ZM57 125H58V123H57ZM82 125H83V124H82ZM136 125H137V124H136ZM213 125H214V124H213ZM237 125H238V124H237ZM253 125H254V124H253ZM22 126H23V125H22ZM47 126H48V125H47ZM68 126H69V125H68ZM75 126H77V125H76V122H75ZM83 126H84V125H83ZM105 126H106V125H105ZM105 126H104V127H105ZM111 126H112V125H111ZM179 126H180V125H179ZM196 126H197V125H196ZM210 126H211V124H210ZM210 126H209V127H210ZM224 126H225V125H224ZM250 126H251V125H250ZM96 127H97V126H96ZM99 127H101V126H99ZM128 127H129V126H128ZM177 127H178V126H177ZM204 127H205V126H204ZM214 127H215V126H214ZM214 127H213V128H214ZM251 127H253V126H251ZM257 127H258V126H257ZM260 127H261V126H260ZM260 127H259V128H260ZM21 128H22V127H21ZM42 128H43V127H42ZM45 128H46V127H45ZM49 128H50V127H49ZM58 128H59V127H58ZM65 128H66V127H65ZM83 128H84V127H83ZM88 128H89V126H88ZM97 128H98V127H97ZM119 128H120V127H119ZM142 128H143V127H142ZM164 128H165V127H164ZM178 128H179V127H178ZM195 128H196V127H195ZM227 128H228V126H227ZM1 129H2V128H1ZM52 129H53V128H52ZM55 129H56V126H55ZM68 129H69V128H68ZM76 129H77V128H76ZM76 129H75V130H76ZM103 129H104V128H103ZM110 129H111V131H112V128H110ZM113 129H114V128H113ZM115 129H116V128H115ZM115 129H114V130H115ZM193 129H194V128H193ZM203 129H204V128H203ZM209 129H210V128H209ZM230 129H231V128H230ZM241 129H242V128H241ZM244 129H245V126H244ZM34 130H35V129H34ZM82 130H83V129H82ZM87 130H88V129H87ZM90 130H91V129H90ZM94 130H95V129H94ZM101 130H102V129H101ZM120 130H121V128H120ZM127 130H128V129H127ZM159 130H160V129H159ZM185 130H186V129H185ZM214 130H215V128H214ZM224 130H225V129H224ZM227 130H228V129H227ZM227 130H225L226 133H227ZM235 130H236V129H235ZM238 130H239V129H238ZM251 130H252V129H251ZM257 130H258V129H257ZM55 131H56V130H55ZM55 131H54V132H55ZM79 131H80V130H79ZM85 131H86V130H85ZM95 131H97V130H95ZM106 131H107V130H106ZM163 131H164V130H163ZM212 131H213V130H212ZM215 131H218V130H215ZM221 131H222V130H221ZM221 131H220V132H221ZM225 131H224V132H225ZM244 131H245V130H244ZM249 131H250V130H249ZM254 131H255V130H254ZM259 131H260V130H259ZM58 132H59V131H58ZM68 132H69V131H68ZM74 132H76V131H74ZM100 132H101V131H100ZM117 132H118V131H117ZM164 132H165V131H164ZM186 132H187V131H186ZM201 132H202V131H201ZM206 132H207V131H206ZM210 132H211V131H210ZM224 132H223V133H224ZM23 133H24V132H23ZM126 133H127V132H126ZM130 133H131V132H130ZM214 133H215V132H214ZM218 133H219V132H218ZM248 133H250V132H248ZM36 134H38V133H36ZM104 134H105V133H104ZM133 134H134V133H133ZM155 134H156V133H155ZM227 134H228V133H227ZM235 134H236V133H235ZM262 134H263V133H262ZM34 135H35V134H34ZM52 135H53V133H52ZM92 135H93V134H92ZM124 135H125V134H124ZM126 135H127V134H126ZM172 135H173V134H172ZM214 135H215V134H214ZM220 135H222V134H220ZM239 135H240V134H239ZM239 135H238L236 138H238ZM59 136H60V135H59ZM80 136H81V135H80ZM88 136H89V135H88ZM88 136H87V137H88ZM228 136H229V135H228ZM230 136H231V135H230ZM258 136H259V135H258ZM261 136H262V135H261ZM14 137H15V136H14ZM67 137H68V136H67ZM92 137H93V136H92ZM101 137H102V136H101ZM107 137H108V135H107ZM154 137H155V136H154ZM160 137H161V136H160ZM171 137H172V136H171ZM216 137H217V136H216ZM245 137H246V135H245ZM251 137H252V136H251ZM259 137H260V136H259ZM2 138H3V137H2ZM78 138H79V137H78ZM84 138H86V137L84 136ZM128 138H129V137H128ZM157 138H158V137H157ZM162 138H163V137H162ZM224 138H225V137H224ZM256 138H257V137H256ZM64 139H65V138H64ZM68 139H69V138H68ZM87 139H88V138H87ZM90 139H91V138H90ZM90 139H88V140H90ZM92 139H93V138H92ZM228 139H229V137H228ZM239 139H240V137H239ZM243 139H244V138H243ZM34 140H35V139H34ZM61 140H62V139H61ZM61 140H60V142H62ZM88 140H85V141L87 142ZM95 140H96V139H95ZM99 140H100V138H99ZM112 140H114V139H112ZM209 140H210V139H209ZM211 140H212V138H211ZM220 140H222V138H221ZM226 140H227V139H226ZM230 140H231V139H230ZM37 141H38V140H37ZM48 141H49V140H48ZM79 141H80V140H79ZM85 141H84V142H85ZM97 141H98V139H97ZM101 141H103V139H102ZM121 141H122V140H121ZM244 141H245V140H244ZM259 141H260V140H259ZM33 142H34V141H33ZM39 142H40V141H39ZM53 142H54V141H53ZM56 142H57V141H56ZM67 142H68V140H67ZM67 142H66V143H67ZM69 142H70V141H69ZM89 142H90V141H89ZM95 142H96V141H95ZM128 142H129V141H128ZM179 142H180V141H179ZM211 142H212V141H211ZM211 142H210V143H211ZM215 142H216V141H215ZM217 142L219 143L220 141H217ZM35 143L37 144V142H35ZM40 143H41V142H40ZM99 143H100V142H99ZM121 143H122V142H121ZM121 143H120V144H121ZM126 143H127V142H126ZM210 143H209V144H210ZM250 143H251V142H250ZM0 144H1V143H0ZM19 144H20V143H19ZM30 144H31V142H30ZM64 144H65V143H64ZM69 144H70V143H69ZM72 144H73V142H72ZM78 144H79V142H78ZM95 144H96V143H95ZM101 144H102V143H101ZM103 144H104V142H103ZM112 144H113V143H112ZM178 144H179V143H178ZM219 144H222V143H219ZM223 144H225V141L223 142ZM259 144H260V143H259ZM51 145H52V144H51ZM61 145H62V143H61ZM75 145H76V144H75ZM82 145H83V144H82ZM97 145H98V144H97ZM104 145H105V144H104ZM121 145H122V144H121ZM217 145H218V144H217ZM4 146H5V145H4ZM43 146H44V145H43ZM66 146H67V145H66ZM72 146H73V145H72ZM94 146H95V145H94ZM98 146H99V145H98ZM113 146H114V145H113ZM123 146H124V145H123ZM211 146H212V145H211ZM253 146H254V145H253ZM28 147H29V146H28ZM46 147H47V146H46ZM68 147H69V146H68ZM101 147L103 148V146H101ZM107 147H108V146H107ZM120 147H121V146H120ZM152 147H154V145H153ZM156 147H157V146H156ZM156 147H155V148H156ZM208 147H209V146H208ZM215 147H216V145H215ZM254 147H255V146H254ZM257 147H258V146H257ZM259 147H260V146H259ZM30 148H31V147H30ZM30 148H29V149H30ZM34 148H35V147H34ZM51 148H52V147H51ZM53 148H54V146H53ZM53 148H52V149H53ZM64 148H65V147H64ZM88 148H89V147H88ZM90 148H91V147H90ZM99 148H100V146H99ZM109 148H110V147H109ZM123 148H124V147H123ZM182 148H183V147H182ZM185 148H186V147H185ZM226 148H227V147H226ZM5 149H6V148H5ZM47 149H48V148H47ZM59 149H60V148H59ZM66 149H67V147H66ZM77 149H78V148H77ZM100 149H101V148H100ZM114 149H115V148H114ZM208 149H209V148H208ZM39 150H40V149H39ZM61 150H62V147H61ZM67 150H68V149H67ZM97 150H98V148H97ZM103 150H104V149H103ZM206 150H207V149H206ZM226 150H227V149H226ZM4 151H5V150H4ZM9 151H10V150H9ZM48 151H49V149H48ZM77 151H78V150H77ZM105 151H106V150H105ZM214 151H215V150H214ZM217 151H218V150H217ZM239 151H240V150H239ZM256 151H257V150H256ZM6 152H7V151H6ZM13 152H14V151H13ZM51 152H52V151H51ZM51 152H50V153H51ZM89 152H90V150H89ZM89 152H88V153H89ZM94 152H95V151H94ZM128 152H129V151H128ZM157 152H158V151H157ZM204 152H205V151H204ZM209 152H210V150H209ZM223 152H224V151H223ZM240 152H241V151H240ZM251 152H252V151H251ZM9 153H10V152H9ZM50 153H49V155H50ZM57 153H58V152H57ZM72 153H73V152H72ZM75 153H76V151H75ZM80 153H81V151H80ZM91 153H92V152H91ZM97 153H98V152H97ZM115 153H116V152H115ZM120 153H121V152H120ZM148 153H149V152H148ZM211 153H212V152H211ZM224 153H225V152H224ZM229 153H230V151H229ZM260 153H261V152H260ZM5 154H6V153H5ZM14 154H15V153H14ZM93 154H94V153H93ZM101 154H102V153H101ZM235 154H236V153H235ZM239 154H240V153H239ZM241 154H242V153H241ZM52 155H53V154H52ZM77 155H78V153H77ZM87 155H88V154H87ZM91 155H92V154H91ZM94 155H95V154H94ZM108 155H109V153H108ZM166 155H167V154H166ZM207 155H208V154H207ZM221 155H222V154H221ZM260 155H261V154H260ZM99 156H100V152H99ZM103 156H104V155H103ZM106 156H107V155H106ZM120 156H121V154H120ZM213 156H215V154H214ZM213 156H212V157H213ZM222 156H223V155H222ZM227 156H229V154H227ZM1 157H2V156H0V158H1ZM48 157H49V156H48ZM48 157H47V158H48ZM51 157H52V156H51ZM53 157H54V156H53ZM64 157H66V156H64ZM78 157H79V156H78ZM90 157H91V156H90ZM90 157H89V158H90ZM96 157H97V156H96ZM109 157H110V156H109ZM259 157H260V156H259ZM263 157H264V156H263ZM35 158H36V157H35ZM57 158H58V156H57ZM85 158H86V156H85ZM87 158H88V157H87ZM92 158H93V157H92ZM102 158H103V157H102ZM111 158H112V157H111ZM115 158H116V157H115ZM224 158H225V157H224ZM224 158H223V159H224ZM30 159H31V158H30ZM59 159H60V158H59ZM95 159H96V158H95ZM95 159H94V160H95ZM99 159H101V158H99ZM120 159H121V158H120ZM120 159H119V160H120ZM156 159H157V158H156ZM227 159H228V158H227ZM240 159H241V158H240ZM74 160H75V159H74ZM91 160H92V159H91ZM145 160H146V159H145ZM186 160H187V159H186ZM201 160H202V159H201ZM231 160H233V159H231ZM58 161H59V160H58ZM79 161H80V160H79ZM112 161H113V160H112ZM116 161H117V160H116ZM215 161H217V160H216V157H215ZM240 161H241V160H240ZM259 161H260V160H259ZM261 161H262V160H261ZM15 162H16V161H15ZM53 162H55V161H53ZM59 162H60V161H59ZM73 162H76V161H73ZM85 162H86V160H85ZM91 162H92V161H91ZM105 162H106V161H105ZM118 162H119V161H118ZM121 162H122V161H121ZM148 162H149V161H148ZM162 162L164 163V161H162ZM1 163H2V162H1ZM43 163H44V162H43ZM50 163H51V162H50ZM66 163H67V162H66ZM83 163H84V162H83ZM83 163H82V164H83ZM95 163H96V162H95ZM110 163H111V161H110ZM146 163H147V162H146ZM172 163H173V162H172ZM226 163H228V165H229V162H228V161H227ZM231 163H232V162H231ZM260 163H261V162H260ZM262 163H263V162H262ZM45 164H46V163H45ZM79 164H80V163H79ZM84 164H85V163H84ZM87 164H89V163H87ZM92 164H93V163H92ZM117 164H118V163H117ZM143 164H144V161H143ZM149 164H151V163H149ZM155 164H157V163H155ZM216 164H217V162H216ZM258 164H259V163H258ZM2 165H3V164H2ZM28 165H29V164H28ZM111 165H112V164H111ZM111 165H110V166H111ZM114 165H115V164H114ZM114 165H113V166H114ZM161 165H162V163H161ZM261 165H262V164H261ZM26 166H27V165H26ZM45 166H46V165H45ZM45 166H44V167H45ZM67 166H68V165H67ZM67 166H66V167H67ZM87 166H88V165H87ZM96 166H97V165H96ZM102 166H103V164H102ZM108 166H109V165H108ZM142 166H143V165H142ZM150 166H151V165H150ZM157 166H158V165H157ZM184 166H185V165H184ZM210 166H211V165H210ZM257 166H258V165H257ZM58 167H60V166L58 165ZM58 167H57V168H58ZM69 167H70V166H69ZM79 167H80V166H79ZM97 167H98V166H97ZM100 167H101V166H100ZM115 167H116V166H115ZM145 167H146V166H145ZM151 167H152V166H151ZM168 167H169V166H168ZM214 167H216V166H214ZM2 168H3V167H2ZM2 168H1V170H2ZM39 168H40V167H39ZM64 168H65V167H64ZM83 168H84V167H82V169H83ZM89 168H90V167H89ZM98 168H99V167H98ZM110 168H111V167H110ZM113 168H114V167H113ZM208 168H210V167H208ZM41 169H42V168H41ZM41 169H40V170H41ZM62 169H63V166H62ZM84 169H85V168H84ZM218 169H219V168H218ZM228 169H229V168H228ZM43 170H44V169H43ZM64 170H65V169H64ZM94 170H95V169H94ZM110 170H111V169H110ZM110 170H109V171H110ZM118 170H119V168H118ZM141 170H142V169H141ZM145 170H146V169H145ZM148 170H149V169H148ZM188 170H189V169H188ZM59 171H60V169H59ZM81 171H82V170H81ZM85 171H86V170H85ZM104 171H105V170H104ZM106 171H107V170H106ZM201 171H203V170H201ZM211 171H212V170H211ZM227 171H228V170H227ZM34 172H35V170H34ZM38 172H39V171H38ZM44 172H45V171H43V173H44ZM63 172H64V171H63ZM101 172H102V171H101ZM169 172H170V171H169ZM184 172H185V171H184ZM220 172H221V171H220ZM249 172H250V171H249ZM56 173H57V172H56ZM58 173H59V172H58ZM58 173H57V174H58ZM78 173H79V172H78ZM89 173H90V172H89ZM91 173H92V172H91ZM91 173H90V174H91ZM113 173H115V172H113ZM123 173H124V171H123ZM123 173H122V174H123ZM140 173H141V171H140ZM140 173H139V174H140ZM185 173H186V172H185ZM201 173H202V172H201ZM203 173H204V172H203ZM9 174H10V173H9ZM26 174H27V172H26ZM52 174H53V173H52ZM61 174H62V173H61ZM61 174H60V175H61ZM63 174H64V173H63ZM68 174H69V173H68ZM68 174H65V176H67ZM90 174H89V176H90ZM107 174L110 175L109 173H107ZM134 174H135V173H134ZM139 174H138V175H139ZM142 174H143V172H142ZM144 174H145V173H144ZM146 174H147V173H146ZM149 174H150V173H149ZM229 174H230V173H229ZM45 175H46V174H45ZM96 175H97V174H96ZM96 175H95V176H96ZM100 175H101V174H100ZM100 175H99V176H100ZM105 175H106V174H105ZM108 175H107V176H108ZM168 175H169V174H168ZM199 175H200V174H199ZM227 175H228V173H227ZM8 176H9V175H8ZM23 176H24V175H23ZM23 176H22V177H23ZM33 176H34V175H33ZM40 176H41V173H40ZM52 176H53V175H52ZM73 176H74V175H73ZM84 176H86V175H84ZM112 176H114V175H112ZM144 176H145V175H144ZM200 176H201V175H200ZM257 176H258V175H257ZM24 177H25V176H24ZM41 177H42V176H41ZM55 177H56V176H55ZM82 177H83V176H82ZM86 177H88V176H86ZM105 177H106V176H105ZM120 177H121V176H120ZM196 177H197V176H196ZM213 177H214V176H213ZM229 177H230V176H229ZM229 177H227V178H229ZM246 177H247V176H246ZM261 177H262V176H261ZM80 178H81V177H80ZM100 178H102V177H100ZM100 178H99V179H100ZM113 178H116V176L113 177ZM139 178H140V175H139ZM144 178H145V177H144ZM168 178L170 179V177H168ZM18 179H19V178H18ZM22 179H23V178H22ZM35 179H36V178H35ZM53 179H54V178H53ZM57 179H58V178H57ZM82 179H83V178H82ZM92 179H93V178H92ZM97 179H98V178H97ZM141 179H142V178H141ZM147 179H148V178H147ZM152 179H153V178H152ZM165 179H166V178H165ZM183 179H184V178H183ZM183 179H182V180H183ZM225 179H226V178H225ZM242 179H243V177H242ZM254 179H256V178H254ZM258 179H259V178H258ZM5 180H7V179H5ZM83 180H84V179H83ZM94 180H95V179H94ZM101 180H102V179H101ZM101 180H100V181H101ZM130 180H131V179H130ZM139 180H140V179H139ZM139 180H138V181H139ZM166 180H167V179H166ZM172 180H173V179H172ZM233 180H234V179H233ZM239 180H240V179H239ZM11 181H12V180H11ZM18 181H19V180H18ZM23 181H24V180H23ZM42 181H43V179H42ZM95 181L97 182L98 180H95ZM107 181H108V180H107ZM196 181H197V180H196ZM260 181H261V178H260ZM44 182H45V181H44ZM50 182H51V181H49V183H50ZM80 182H83V181L80 180ZM80 182H79V183H80ZM86 182H87V181H86ZM120 182H122V181H120ZM129 182H130V181H129ZM136 182H137V181H136ZM167 182H168V181H167ZM169 182H170V180H169ZM169 182H168V183H169ZM208 182H209V180H208ZM243 182H244V181H243ZM7 183H8V182H7ZM7 183H6V184H7ZM24 183H25V182H24ZM58 183H59V182H58ZM58 183H57V184H58ZM83 183H84V182H83ZM132 183H133V182H132ZM148 183H149V182H148ZM148 183H147V184H148ZM165 183H166V182H165ZM195 183H196V182H195ZM225 183H226V182H225ZM240 183H241V182H240ZM244 183H245V182H244ZM2 184H3V183H2ZM10 184H11V183H10ZM54 184H55V183H54ZM89 184H90V183H89ZM95 184H96V183H95ZM130 184H131V183H130ZM138 184H139V183H138ZM199 184H200V183H199ZM262 184H263V183H262ZM7 185H8V184H7ZM13 185H14V184H13ZM20 185H21V184H20ZM42 185H43V184H42ZM58 185H59V184H58ZM58 185H57V186H58ZM111 185H112V184H111ZM142 185H143V184H142ZM142 185H141V186H142ZM144 185H145V184H144ZM201 185H202V183H201ZM226 185H227V184H226ZM260 185H261V184H260ZM39 186H40V185H39ZM39 186H38V187H39ZM80 186H81V185H80ZM101 186H102V185H101ZM103 186H104V185H103ZM103 186H102V188H103ZM116 186H117V185H116ZM139 186H140V185H139ZM231 186H234V185H231ZM241 186H242V185H241ZM6 187H7V186H6ZM20 187H21V186H20ZM45 187H46V186H45ZM59 187H60V186H59ZM73 187H74V186H73ZM81 187H82V186H81ZM99 187H100V186H99ZM118 187H120V186H118ZM149 187H150V186H149ZM152 187H153V186H152ZM173 187H174V186H173ZM235 187H236V186H235ZM7 188H8V187H7ZM24 188H25V187H24ZM87 188H88V186H87ZM143 188H144V187H143ZM175 188H176V187H175ZM239 188H240V187H239ZM8 189L11 190L10 188H8ZM36 189H37V188H36ZM48 189H49V188H48ZM98 189H99V188H98ZM123 189H124V188H123ZM133 189H134V188H133ZM138 189H139V188H138ZM173 189H174V188H173ZM195 189H196V188H195ZM242 189H243V187H242ZM242 189H241V190H242ZM263 189H264V188H263ZM263 189H261V191H262ZM9 190H7V191H9ZM99 190H100V189H99ZM121 190H122V189H121ZM145 190H146V189H145ZM243 190H244V189H243ZM259 190H260V189H259ZM93 191H94V190H93ZM139 191H140V190H139ZM143 191H144V190H143ZM156 191H157V190H156ZM198 191H199V190H198ZM232 191H234V190H233V187H232ZM238 191H239V190H238ZM36 192H38V191H36ZM44 192H45V191H44ZM51 192H52V191H50V193H51ZM69 192H70V191H69ZM77 192H78V191H77ZM84 192H85V191H84ZM101 192H102V190H101ZM120 192H121V191H120ZM133 192H134V191H133ZM146 192H147V191H146ZM170 192H171V191H170ZM172 192H173V191H172ZM117 193H118V192H117ZM232 193H233V192H232ZM263 193H264V192H263ZM80 194H81V193H80ZM84 194H85V193H84ZM242 194H243V191H242ZM245 194H246V193H245ZM48 195H49V194H48ZM96 195H97V194H96ZM103 195H105V193H104ZM113 195H114V194H113ZM133 195H134V194H133ZM243 195H244V194H243ZM243 195H242V196H243ZM1 196H2V195H1ZM5 196H6V195H5ZM10 196H11V195H10ZM44 196H45V195H44ZM74 196H75V195H74ZM119 196H120V194H119ZM121 196H122V195H121ZM124 196H125V195H124ZM146 196H147V193H146ZM263 196H264V195H263ZM36 197H37V196H36ZM63 197H64V196H63ZM98 197H99V196H97V198H98ZM102 197H103V196H102ZM113 197H114V196H113ZM117 197H118V196H117ZM122 197H123V196H122ZM147 197H148V196H147ZM158 197H159V196H158ZM178 197H179V196H178ZM215 197H217V196H215ZM53 198H54V197H53ZM71 198H72V197H71ZM80 198H81V197H80ZM82 198H83V196H82ZM84 198H85V197H84ZM87 198H88V197H87ZM92 198H93V197H92ZM106 198H107V196H106ZM143 198H144V196H143ZM143 198H142V199H143ZM239 198H240V197H239ZM241 198H242V197H241ZM13 199H14V198H13ZM31 199H32V198H31ZM31 199H30V200H31ZM69 199H70V198H69ZM100 199H101V197H100ZM100 199H99V201H100ZM117 199H118V198H117ZM136 199H137V198H136ZM155 199H157V198H155ZM162 199H163V198H162ZM205 199H206V198H205ZM205 199H204V200H205ZM244 199H245V198H244ZM244 199H243V201H244ZM44 200H45V199H44ZM63 200H64V199H63ZM94 200H95V199H94ZM106 200H107V199H106ZM134 200H135V199H134ZM237 200H238V198H237ZM239 200H240V199H239ZM255 200H256V199H255ZM35 201H36V199H35ZM74 201H75V200H74ZM120 201H122V200H120ZM154 201H156V200H154ZM158 201H159V200H158ZM170 201H172V200H170ZM7 202H8V201H7ZM21 202H22V201H21ZM49 202H51V201H49ZM107 202H108V201H107ZM132 202H133V201H132ZM147 202H148V201H147ZM150 202H152V200L149 201V203H150ZM239 202H240V201H239ZM253 202H254V201H253ZM10 203H11V202H10ZM14 203H15V200H14ZM65 203H66V202H65ZM84 203H86V201H85ZM93 203H94V202H93ZM96 203H97V202H96ZM98 203H99V202H98ZM120 203H121V202H120ZM123 203H124V201H123ZM125 203H126V202H125ZM135 203H136V202H135ZM144 203H145V202H144ZM155 203H156V202H155ZM160 203H161V202H160ZM171 203H172V202H171ZM242 203H243V202H242ZM33 204H34V203H33ZM33 204H32V206H33ZM52 204H53V203H52ZM54 204H55V202H54ZM58 204H59V202H58ZM172 204H173V203H172ZM172 204H171V205H172ZM237 204H238V202H237ZM237 204H236V205H237ZM249 204H250V203H249ZM4 205H5V203H4ZM48 205H50V204H48ZM62 205H63V204H62ZM135 205H137V203H136ZM159 205H160V204H159ZM175 205H176V204H175ZM241 205H242V204H241ZM245 205H246V204H245ZM14 206H15V204H14ZM80 206H81V205H80ZM80 206H79V207H80ZM84 206H86V205H84ZM95 206H96V205H95ZM120 206H121V204H120ZM155 206H156V205H155ZM161 206H162V205H161ZM234 206H235V205H234ZM243 206H244V205H243ZM247 206H248V205H247ZM250 206H251V205H250ZM2 207H3V206H2ZM5 207H6V206H5ZM30 207H31V206H30ZM47 207H48V206H47ZM65 207H66V206H65ZM67 207H68V206H67ZM70 207H71V206H70ZM79 207H78V210H79ZM86 207H88V206H86ZM92 207H93V206H92ZM107 207H108V209H109V206H106V207L104 206L103 209H104V208H107ZM122 207H124V206H122ZM125 207H126V206H125ZM156 207H157V206H156ZM163 207H165V205H163ZM235 207H236V206H235ZM237 207H238V206H237ZM237 207H236V208H237ZM245 207H246V206H245ZM100 208H101V207H100ZM100 208H99V209H100ZM150 208H151V207H150ZM157 208H158V207H157ZM192 208H193V206H192ZM31 209H32V208H31ZM55 209H56V208H55ZM58 209H59V208H58ZM73 209H74V208H73ZM87 209H88V208H87ZM87 209H86V210H87ZM101 209H102V208H101ZM114 209H115V208H114ZM116 209H117V208H116ZM116 209H115V210H116ZM135 209H136V208H135ZM42 210H43V209H42ZM50 210H51V209H50ZM64 210H65V209H64ZM80 210H81V209H80ZM106 210H107V209H106ZM115 210H114V211H115ZM123 210H124V209H123ZM143 210H144V209H143ZM148 210H149V207H148ZM11 211H12V210H11ZM31 211H32V210H31ZM44 211H45V210H44ZM60 211H61V210H60ZM109 211H110V210H109ZM117 211H118V210H117ZM152 211H153V209H152ZM158 211H159V210H158ZM160 211H161V210H160ZM247 211H248V210H247ZM247 211H246V212H247ZM37 212H38V211H37ZM48 212H50V211H48ZM51 212H52V210H51ZM53 212H54V210H53ZM85 212H86V211H85ZM102 212H103V211H102ZM102 212H101V213H102ZM105 212H106V211H105ZM126 212H127V210H126ZM130 212H131V211H130ZM138 212H139V211H138ZM168 212H169V211H168ZM179 212H180V211H179ZM244 212H245V211H244ZM11 213H13V212H11ZM41 213H42V212H41ZM95 213H96V212H95ZM95 213H94V214H95ZM106 213H107V212H106ZM127 213H128V212H127ZM127 213H126V214H127ZM132 213H133V212H132ZM151 213H152V212H151ZM231 213H232V212H231ZM14 214H15V213H14ZM39 214H40V213H39ZM39 214H38V215H39ZM49 214H50V213H49ZM83 214H85V213H83ZM103 214H104V213H103ZM109 214H110V213H109ZM116 214H118V213H116ZM122 214H123V213H122ZM124 214H125V213H124ZM153 214H154V213H153ZM35 215H36V214H35ZM43 215H44V214H43ZM95 215H96V214H95ZM133 215H134V214H133ZM141 215H142V213H141ZM145 215H146V214H145ZM145 215H144V216H145ZM148 215H149V214H148ZM168 215H169V214H168ZM177 215H178V214H177ZM8 216H9V215H8ZM8 216H7V217H8ZM30 216H31V214H30ZM41 216H42V215H41ZM63 216H64V215H63ZM78 216H79V214H78ZM89 216H90V215H89ZM109 216H110V215H109ZM118 216H119V215H118ZM128 216H129V215H128ZM150 216L153 217L152 215H150ZM158 216H159V215H158ZM9 217H10V216H9ZM23 217H24V216H23ZM31 217H32V216H31ZM42 217H43V216H42ZM80 217H81V216H80ZM80 217H79V218H80ZM85 217H86V216H85ZM134 217H135V216H134ZM151 217H150V218H151ZM12 218H13V217H12ZM12 218H11V220H12ZM36 218H37V215H36ZM49 218H51V217H49ZM59 218H60V217H59ZM90 218H91V217H90ZM116 218H117V215H116ZM129 218H130V217H128V219H129ZM139 218H140V217H139ZM169 218H170V217H169ZM21 219H22V218H21ZM33 219H34V217H33ZM62 219H63V218H62ZM73 219H74V218H73ZM99 219H100V218H99ZM104 219H105V218H104ZM132 219H133V218H132ZM175 219H177V218H175ZM245 219H246V218H245ZM5 220H6V219H5ZM38 220H39V218H38ZM38 220H36V222H37ZM42 220H43V219H42ZM54 220H56V219H54ZM83 220H84V218H83ZM8 221H9V220H8ZM75 221H76V220H75ZM98 221H99V220H98ZM104 221H106V220H104ZM112 221H113V220H112ZM118 221H119V220H118ZM153 221H154V220H153ZM172 221H173V220H172ZM177 221H178V220H177ZM0 222H1V221H0ZM22 222H23V221H22ZM40 222H41V221H40ZM49 222H50V220H49ZM57 222H58V220H57ZM113 222H114V221H113ZM113 222H111V224H112ZM167 222H168V221H167ZM37 223H38V222H37ZM41 223H42V222H41ZM75 223H76V222H75ZM98 223H99V222H98ZM168 223H169V222H168ZM8 224H9V223H8ZM27 224H29V223H27ZM27 224H26V225H27ZM58 224H59V222H58ZM114 224H115V223H114ZM117 224H118V222H117ZM124 224H126V223L124 222ZM140 224H141V223H140ZM19 225H22V224H19ZM29 225H30V224H29ZM45 225H46V223H45ZM61 225H62V222H61ZM68 225H69V224H68ZM68 225H67V226H68ZM83 225H84V224H82V226H83ZM118 225H119V224H118ZM127 225H128V224H127ZM4 226H5V225H4ZM22 226H23V225H22ZM56 226H57V224H56ZM91 226H92V225H91ZM107 226H108V225H107ZM119 226H120V225H119ZM133 226H134V225H133ZM150 226H151V225H150ZM244 226H245V225H244ZM46 227H47V226H46ZM46 227L44 226V228H46ZM59 227H60V226H59ZM61 227H62V226H61ZM61 227H60V228H61ZM69 227H70V226H69ZM74 227H75V226H74ZM110 227H111V226H110ZM110 227H109V228H110ZM114 227H115V226H113V228H114ZM167 227H169V226H167ZM63 228H64V227H63ZM72 228H73V227H72ZM82 228H83V227H82ZM90 228H91V227H90ZM92 228H93V227H92ZM98 228H99V227H98ZM109 228L107 227V229H109ZM119 228H121V227H119ZM126 228H127V227H126ZM134 228H137V227H134ZM141 228H142V227H141ZM147 228H148V227H147ZM150 228H152V226H151ZM163 228H164V227H163ZM169 228H170V227H169ZM22 229H23V228H22ZM46 229H47V228H46ZM46 229H45V230H46ZM48 229H49V228H48ZM67 229H68V228H67ZM75 229H76V228H75ZM101 229H102V228H101ZM111 229H112V227H111ZM148 229H149V228H148ZM33 230H34V229H33ZM53 230H54V228H53ZM81 230H82V229H81ZM95 230H96V229H95ZM98 230H99V229H98ZM104 230H105V229H104ZM104 230H103V231H104ZM117 230H118V228H117ZM132 230H133V229H132ZM138 230H139V229H138ZM138 230H136V231H138ZM153 230H154V229H153ZM35 231H37V230L35 229ZM59 231H60V230H59ZM59 231H58V232H59ZM105 231H106V230H105ZM105 231H104V233H105ZM136 231H135V232H136ZM141 231H142V229H141ZM141 231H140V232H141ZM143 231H144V230H143ZM150 231H151V230H150ZM191 231H192V230H191ZM17 232H18V231H17ZM41 232H42V231H41ZM56 232H57V231H56ZM70 232H71V231H70ZM91 232H92V231H91ZM96 232L99 233V231H96ZM101 232H102V231H101ZM119 232H120V231H119ZM127 232H128V231H127ZM130 232H131V231H130ZM151 232H152V231H151ZM166 232H168V231H166ZM247 232H248V231H247ZM251 232H252V231H251ZM27 233H28V232H27ZM31 233H32V232H31ZM33 233H34V232H33ZM35 233H36V232H35ZM37 233H38V232H37ZM39 233H40V232H39ZM44 233H45V231H44ZM47 233H48V232H47ZM63 233H64V232H63ZM66 233H67V232H65V234H66ZM77 233H78V232H77ZM94 233H95V232H94ZM98 233H97V234H98ZM102 233H103V232H102ZM112 233H113V232H112ZM114 233H115V232H114ZM137 233H138V232H137ZM153 233H154V232H153ZM157 233H158V232H157ZM159 233H160V232H159ZM245 233H246V231H245ZM54 234H56V233H54ZM54 234H53V235H54ZM107 234H108V233H106V235H107ZM124 234H125V233H124ZM132 234H133V233H132ZM179 234H180V233H179ZM247 234H248V233H247ZM17 235H18V234H17ZM98 235H99V234H98ZM136 235H137V234H136ZM140 235H141V234H140ZM192 235H193V234H192ZM245 235H246V234H245ZM30 236H31V235H30ZM55 236H56V235H55ZM90 236H91V235H90ZM111 236H112V235H111ZM119 236H120V235H119ZM129 236H131V235L129 234ZM147 236H148V234H147ZM150 236H152V235H150ZM150 236H149V237H150ZM155 236H156V234H155ZM164 236H165V235H164ZM193 236H194V235H193ZM249 236H250V234H249ZM28 237H29V236H28ZM39 237H40V234H39ZM42 237H43V236H42ZM50 237H51V236H50ZM53 237H54V236H53ZM64 237H65V236H64ZM66 237H67V236H66ZM75 237H76V236H75ZM75 237H74V238H75ZM93 237H94V235L92 236V238H93ZM95 237H96V236H95ZM114 237H115V236H114ZM114 237H113V238H114ZM117 237H118V236H117ZM132 237H133V235H132ZM140 237H141V236H140ZM245 237H246V236H245ZM32 238H33V237H32ZM83 238H84V237H83ZM87 238H88V237H87ZM122 238H123V237H122ZM134 238H136V237H133V240H134ZM248 238H249V237H248ZM251 238H252V237H251ZM52 239H53V238H52ZM58 239H59V237H58ZM84 239H85V238H84ZM115 239H116V238H115ZM241 239H242V238H241ZM8 240H9V239H8ZM26 240H27V239H26ZM29 240H30V239H29ZM29 240H28V241H29ZM35 240H36V239H35ZM35 240H34V241H35ZM39 240H40V239H39ZM62 240H63V238H62ZM75 240H76V239H75ZM117 240H118V239H117ZM126 240H127V239H126ZM129 240H130V239H129ZM152 240H153V239H152ZM167 240H168V239H167ZM167 240H166V242H167ZM170 240H171V239H170ZM196 240H197V239H196ZM250 240H251V239H250ZM40 241H41V240H40ZM58 241H59V240H58ZM63 241H64V240H63ZM93 241H95V239H94ZM111 241H113V240H111ZM122 241H123V239H122ZM122 241H121V243H122ZM143 241H144V240H143ZM153 241H154V240H153ZM7 242H8V241H7ZM64 242H66V241H64ZM117 242H118V241H117ZM164 242H165V241H164ZM190 242H191V241H190ZM255 242H256V241H255ZM5 243H6V242H5ZM37 243H38V242H37ZM41 243H43V241H42ZM50 243H51V242H50ZM75 243H76V242H75ZM81 243H82V242H81ZM118 243H119V242H118ZM124 243H125V242H124ZM127 243H128V242H127ZM127 243H126V244H127ZM141 243H142V242H141ZM173 243H174V242H173ZM27 244H29V243H27ZM32 244H33V243H32ZM35 244H36V243H35ZM35 244H34V245H35ZM60 244H61V243H60ZM85 244H86V243H85ZM128 244H129V243H128ZM132 244H133V243H132ZM138 244H139V243H138ZM146 244H147V243H146ZM164 244H165V243H164ZM7 245H8V244H7ZM17 245H18V244H17ZM25 245H26V244H25ZM40 245H41V244H40ZM42 245H43V244H42ZM62 245H63V244H62ZM95 245H96V244H95ZM120 245H121V244H120ZM136 245H137V244H136ZM144 245H145V244H144ZM236 245H237V244H236ZM248 245H249V244H248ZM26 246H28V245H26ZM37 246H38V244H37ZM49 246H50V245H49ZM85 246H86V245H85ZM90 246H91V243H90ZM121 246H122V245H121ZM127 246H128V245H127ZM130 246H131V245H130ZM137 246H138V245H137ZM183 246H184V245H183ZM242 246H243V245H242ZM245 246H246V245H245ZM5 247H6V246H5ZM75 247H76V246H75ZM78 247H79V246H78ZM78 247H77V248H78ZM81 247H82V246H81ZM115 247L117 248V245H116V244H115ZM132 247H133V246H132ZM147 247H148V246H147ZM188 247H189V245H188ZM28 248H29V246H28ZM42 248H43V247H42ZM58 248H59V247H58ZM88 248H89V247H88ZM119 248H120V247H119ZM119 248H118V249H119ZM136 248H137V247H136ZM251 248H252V246H251ZM257 248H258V247H257ZM14 249H15V248H14ZM31 249H33V248H31ZM40 249H41V248H40ZM40 249H38V250H40ZM72 249H73V248H72ZM72 249H71V250H72ZM122 249H123V246H122V248H121L120 250L122 251ZM128 249H130V248H128ZM137 249H138V248H137ZM183 249H184V248H183ZM34 250L36 251V249H34ZM52 250H53V246H52ZM52 250H51V251H52ZM89 250H90V249H89ZM115 250H116V249H115ZM133 250H134V249H133ZM29 251H30V250H29ZM42 251H43V250H42ZM45 251H46V248H45ZM66 251H67V250H66ZM77 251H78V250H77ZM79 251H80V250H79ZM81 251H82V250H81ZM92 251H93V250H92ZM100 251H101V250H100ZM151 251H152V250H151ZM154 251H155V250H154ZM159 251H160V250H159ZM18 252H19V251H18ZM62 252H63V251H62ZM89 252H90V251H89ZM93 252H95V251H93ZM118 252H119V251H118ZM136 252H137V251H136ZM160 252H162V251H160ZM184 252H185V251H184ZM261 252H262V251H261ZM48 253H49V252H48ZM137 253H138V252H137ZM153 253H155V252H153ZM25 254H26V253H25ZM25 254H24V255H25ZM35 254H36V252H35ZM53 254H54V253H53ZM56 254H57V253H56ZM74 254H75V253H74ZM77 254H78V253H77ZM93 254H95V253H93ZM118 254L120 255V253H118ZM118 254H117V256H118ZM128 254H129V253H128ZM130 254H131V253H130ZM140 254H141V253H140ZM187 254H188V253H187ZM30 255H31V254H30ZM30 255L28 254V256H30ZM32 255H33V250H32ZM32 255H31V256H32ZM67 255H68V254H67ZM75 255H76V254H75ZM75 255H74V256H75ZM78 255H79V254H78ZM80 255H81V254H80ZM87 255H88V254H87ZM147 255H148V254H147ZM195 255H196V254H195ZM258 255H259V254H258ZM22 256H23V255H22ZM37 256H38V255H37ZM54 256H55V255H54ZM72 256H73V255H72ZM76 256H77V255H76ZM100 256H101V255H100ZM114 256H115V255H114ZM156 256H157V255H156ZM3 257H4V255H3ZM88 257H89V256H88ZM90 257H91V255H90ZM128 257H129V256H128ZM134 257H136V255H135ZM134 257H133V259H134ZM21 258H22V257H21ZM38 258H39V257H38ZM60 258H61V256H60ZM66 258H67V257H66ZM69 258H70V257H69ZM93 258H95V256H93ZM93 258L91 257L90 259H93ZM114 258H116V257H114ZM126 258H127V257H126ZM129 258H130V257H129ZM148 258H149V256H148ZM57 259H58V258H57ZM78 259H79V258H77V260H78ZM110 259H111V258H110ZM151 259H152V258H151ZM185 259H186V258H185ZM187 259H188V258H187ZM189 259H190V258H189ZM19 260H20V259H19ZM50 260H51V259H50ZM52 260H53V259H52ZM54 260H55V259H54ZM75 260H76V259H75ZM130 260H131V258H130ZM26 261H27V260H26ZM26 261H25V262H26ZM35 261H36V258H35ZM56 261H57V260H56ZM84 261H85V260H84ZM88 261H89V260H88ZM92 261H93V260H92ZM92 261H89V263H90V262L92 263ZM127 261H128V260H127ZM132 261H134V260H132ZM137 261H138V260H137ZM155 261H156V260H155ZM157 261H158V259H157ZM258 261H259V260H258ZM27 262H28V261H27ZM29 262H32V261H29ZM29 262H28V264H29ZM77 262H78V261H77ZM150 262H151V261H150ZM150 262H149V263H150ZM189 262H190V261H189ZM35 263H36V262H35ZM35 263H34V264H35ZM69 263H70V261H69ZM132 263L134 264L135 262H132ZM152 263H153V262H152ZM152 263H151V264H152ZM187 263H188V262H187ZM25 264H26V263H25ZM86 264H87V262H86ZM130 264H131V263H130Z\"/></svg>", "mask_w": 264, "mask_h": 264}]
</instances>
